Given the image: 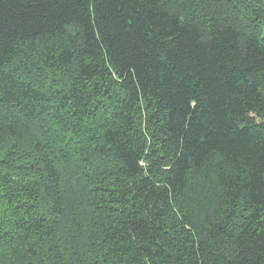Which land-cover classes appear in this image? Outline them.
<instances>
[{"label":"trees","instance_id":"obj_1","mask_svg":"<svg viewBox=\"0 0 264 264\" xmlns=\"http://www.w3.org/2000/svg\"><path fill=\"white\" fill-rule=\"evenodd\" d=\"M0 264H264V0H0Z\"/></svg>","mask_w":264,"mask_h":264}]
</instances>
